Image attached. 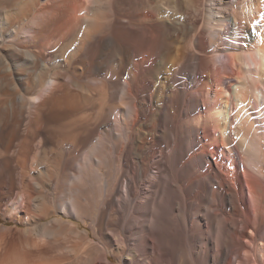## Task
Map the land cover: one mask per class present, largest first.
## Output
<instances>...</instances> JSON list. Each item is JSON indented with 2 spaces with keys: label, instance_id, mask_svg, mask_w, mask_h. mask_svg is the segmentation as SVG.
<instances>
[{
  "label": "bare ground",
  "instance_id": "bare-ground-1",
  "mask_svg": "<svg viewBox=\"0 0 264 264\" xmlns=\"http://www.w3.org/2000/svg\"><path fill=\"white\" fill-rule=\"evenodd\" d=\"M0 264H264V0H0Z\"/></svg>",
  "mask_w": 264,
  "mask_h": 264
},
{
  "label": "rangeland",
  "instance_id": "rangeland-1",
  "mask_svg": "<svg viewBox=\"0 0 264 264\" xmlns=\"http://www.w3.org/2000/svg\"><path fill=\"white\" fill-rule=\"evenodd\" d=\"M231 81V80H230ZM229 80H228V82H230ZM72 221H75V220H72ZM3 222V221H2Z\"/></svg>",
  "mask_w": 264,
  "mask_h": 264
}]
</instances>
